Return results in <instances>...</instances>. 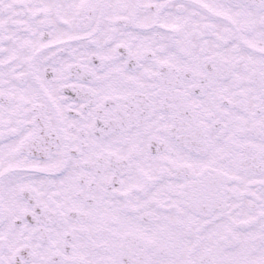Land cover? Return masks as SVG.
<instances>
[{
	"label": "snow or ice",
	"instance_id": "snow-or-ice-1",
	"mask_svg": "<svg viewBox=\"0 0 264 264\" xmlns=\"http://www.w3.org/2000/svg\"><path fill=\"white\" fill-rule=\"evenodd\" d=\"M0 264H264V0H0Z\"/></svg>",
	"mask_w": 264,
	"mask_h": 264
}]
</instances>
